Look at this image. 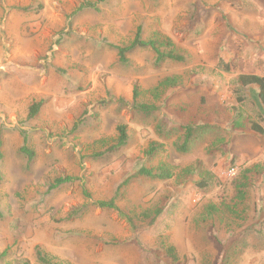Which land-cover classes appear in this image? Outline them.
<instances>
[{
	"label": "rangeland",
	"instance_id": "rangeland-1",
	"mask_svg": "<svg viewBox=\"0 0 264 264\" xmlns=\"http://www.w3.org/2000/svg\"><path fill=\"white\" fill-rule=\"evenodd\" d=\"M138 30L182 60L120 62ZM240 75L264 77V0H0V264H264V108Z\"/></svg>",
	"mask_w": 264,
	"mask_h": 264
},
{
	"label": "trees",
	"instance_id": "trees-1",
	"mask_svg": "<svg viewBox=\"0 0 264 264\" xmlns=\"http://www.w3.org/2000/svg\"><path fill=\"white\" fill-rule=\"evenodd\" d=\"M114 48L118 52V57H119L120 62H125L126 54L131 52L132 50H134L136 48H139V49H148L149 48V49H151L156 54V61L157 62H160L163 59H170V60H175V61H181L182 60L180 57H177L173 54H168L166 56L163 55L158 50V44L156 41H148V42L141 41L140 40V30L137 31L135 39L133 40V42L128 47H114ZM237 82L241 88L256 87L257 88V98H258L261 106L264 108V77L263 76L240 75L237 78ZM166 83H167L166 85H165V83H161L160 87H158L157 89H161L162 87L165 88V87L170 86L169 82H166ZM156 91H158V90H156ZM137 99H138V95H137L136 90H135L134 94H133V102H134L135 108L139 112L147 113V112H151L154 110L153 107H149L147 105L136 104ZM38 107H39V105L37 104L31 108L30 117H34L37 114ZM251 129H252V131L263 134V131L260 128H258L256 125H252ZM185 130H186V135L184 138V143L182 145L183 147L187 146V144L189 143V140L191 138L190 127L185 128ZM116 131L118 134V138L116 140V145L111 148L112 151H116V150L123 148L124 146H126L127 141H128L126 126L118 125L116 128ZM0 147H1V142H0ZM21 152L25 155V157L28 161V165L31 164L33 159H34L33 152L28 150L26 147H23L21 149ZM0 158H1V156H0ZM137 176H143V177H147V178H151V179H159V180H163V181L170 180L172 178L171 173L169 171L165 170L164 168H159V169H155V170H148V169L143 168V169H140L138 171ZM67 180H70V179H67ZM63 182H64V180H58L57 181L58 184H61ZM199 184H200L199 186L201 188H207V186H208V183L205 180ZM245 188H246L245 184H240L238 187L237 198L239 201H243L245 199V191H244ZM97 206L101 209H107V210L116 209V206H115L113 200L108 201V202H98ZM159 215H160V212L156 211V213H154L153 218L157 217ZM153 221H154V219L151 220V222H153ZM165 254L168 258L171 259L172 262L178 261V258L175 254L173 247L167 248L165 251ZM37 259L41 264H52L40 252H37Z\"/></svg>",
	"mask_w": 264,
	"mask_h": 264
}]
</instances>
